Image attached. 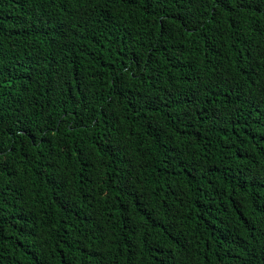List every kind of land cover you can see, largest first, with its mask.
Instances as JSON below:
<instances>
[{
    "label": "trees",
    "instance_id": "trees-1",
    "mask_svg": "<svg viewBox=\"0 0 264 264\" xmlns=\"http://www.w3.org/2000/svg\"><path fill=\"white\" fill-rule=\"evenodd\" d=\"M0 264H264V0H0Z\"/></svg>",
    "mask_w": 264,
    "mask_h": 264
}]
</instances>
